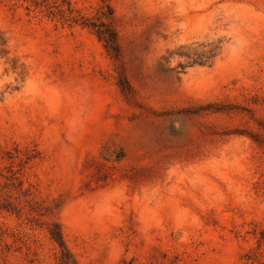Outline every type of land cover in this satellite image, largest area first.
<instances>
[{
  "label": "rangeland",
  "instance_id": "374dc122",
  "mask_svg": "<svg viewBox=\"0 0 264 264\" xmlns=\"http://www.w3.org/2000/svg\"><path fill=\"white\" fill-rule=\"evenodd\" d=\"M68 1L0 0V264H264V0Z\"/></svg>",
  "mask_w": 264,
  "mask_h": 264
},
{
  "label": "trees",
  "instance_id": "16d2710c",
  "mask_svg": "<svg viewBox=\"0 0 264 264\" xmlns=\"http://www.w3.org/2000/svg\"><path fill=\"white\" fill-rule=\"evenodd\" d=\"M25 1L31 3L35 7L40 5V3H47L48 1H51L53 5L52 6L53 10L57 11L56 12L57 14L64 16L66 19V22H69L70 24H73L75 26L96 29V27L93 26L92 23H88L86 19L77 15V12L73 10L68 0H25ZM106 31L107 32L98 31L96 33L98 39L104 41L105 43L108 42V43L114 44L115 37H114L113 30L111 28L106 27ZM49 236H50V239L59 248L61 252L60 254L61 264H75L72 261L70 254L67 251V248L65 246V243L61 237V231H60L59 226L54 225L52 230L50 231Z\"/></svg>",
  "mask_w": 264,
  "mask_h": 264
}]
</instances>
